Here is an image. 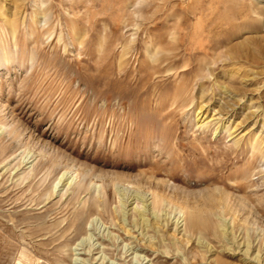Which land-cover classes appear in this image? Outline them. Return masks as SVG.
<instances>
[{"label": "rangeland", "instance_id": "obj_1", "mask_svg": "<svg viewBox=\"0 0 264 264\" xmlns=\"http://www.w3.org/2000/svg\"><path fill=\"white\" fill-rule=\"evenodd\" d=\"M101 257L264 264V0H0V264Z\"/></svg>", "mask_w": 264, "mask_h": 264}, {"label": "bare ground", "instance_id": "obj_2", "mask_svg": "<svg viewBox=\"0 0 264 264\" xmlns=\"http://www.w3.org/2000/svg\"><path fill=\"white\" fill-rule=\"evenodd\" d=\"M93 244V243H92ZM91 244V245H92ZM90 245V246H91ZM93 247V249H92V252L94 251V250H96L97 249V247H96V245H93L92 246ZM91 251V250H90ZM106 260V258L105 257H101L100 259H99V261H101L100 262V264H104V262L106 263L107 261H105ZM136 261H137V264H142L144 261H145V258H142V257H136ZM109 263V262H108ZM143 264H146V263H143ZM148 264V263H147Z\"/></svg>", "mask_w": 264, "mask_h": 264}]
</instances>
